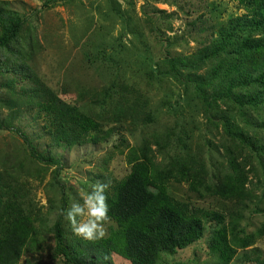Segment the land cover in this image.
I'll return each instance as SVG.
<instances>
[{
    "label": "rangeland",
    "instance_id": "1",
    "mask_svg": "<svg viewBox=\"0 0 264 264\" xmlns=\"http://www.w3.org/2000/svg\"><path fill=\"white\" fill-rule=\"evenodd\" d=\"M43 1L0 0L10 15L26 19L12 48L0 53V122L21 127L40 153L61 159L59 178L68 207L81 202L92 184L111 186L127 176L130 151L142 144L165 164L177 158L199 162L214 180L230 169L233 156L246 173L252 197L234 237L229 236L236 250L229 264H264V157L257 154V147L264 149V104L257 111L230 99L208 105L168 66L169 56L190 57L211 44L220 28L248 14L246 6L240 0H63L43 7ZM17 64L94 118L100 125L94 132L98 140L55 146L45 130L46 116L38 118L37 110L25 105L33 83L12 71ZM209 68L205 64L201 72ZM229 121L256 138L255 151L228 136ZM55 167L33 158L15 131L0 129V197L16 199L40 231L35 248L18 264H69L57 254L52 230L61 209ZM170 186L177 198L217 211L227 222L236 210L233 200L201 196L185 183ZM115 226L110 219L105 237ZM218 226L206 220L200 240L175 254H160L158 264H221L210 247ZM63 230L69 248L81 247L83 240L64 218ZM248 239L251 244L242 247ZM110 262L131 264L118 253Z\"/></svg>",
    "mask_w": 264,
    "mask_h": 264
},
{
    "label": "trees",
    "instance_id": "2",
    "mask_svg": "<svg viewBox=\"0 0 264 264\" xmlns=\"http://www.w3.org/2000/svg\"><path fill=\"white\" fill-rule=\"evenodd\" d=\"M63 0H44L43 7ZM248 14L234 18L228 28H220L217 38L190 57H168V66L176 79L193 84L198 96L208 105L218 99L236 101L242 109L253 111L264 104V0H240ZM26 19L10 12L0 3V53L11 49L24 27ZM260 30L263 32L259 33ZM210 64L202 73L201 68ZM1 66V65H0ZM12 67L14 73L29 76L33 86L27 90L25 105L38 115L46 116L45 130L55 146H72L97 141L94 135L100 125L78 107L68 104L57 94L40 84L38 76L24 64ZM223 119H227L226 115ZM227 134L255 151L256 138L236 123L227 122ZM0 129L15 131L25 142L30 155L38 161L54 165V180L61 191V209L69 202L66 186L59 178L61 159L40 153L30 137L18 126L0 122ZM100 138V137H99ZM257 154L264 157V149ZM232 151L229 150V154ZM131 170L121 180H115L107 190L109 216L116 226L102 240L83 241L81 247L69 248L63 230V217L58 215L53 230L57 254L69 264H112V253L128 259L131 264H158L160 254H175L200 240L206 230V220L216 222L210 240L211 249L221 264H229L236 250L230 243L234 237L242 209L252 197L246 173L234 157L230 169L215 180L201 163L189 158H177L165 164L153 148L142 144L130 151ZM185 183L189 190L201 196L216 195L233 200L236 205L230 222L217 211L197 209L188 201L177 198L171 182ZM40 231L16 199L0 197V264H18L40 240ZM251 242L244 240L242 247ZM248 258V255L246 254Z\"/></svg>",
    "mask_w": 264,
    "mask_h": 264
},
{
    "label": "clouds",
    "instance_id": "3",
    "mask_svg": "<svg viewBox=\"0 0 264 264\" xmlns=\"http://www.w3.org/2000/svg\"><path fill=\"white\" fill-rule=\"evenodd\" d=\"M110 182H96L90 190L82 194L81 202H73L67 209H60L62 216L77 238L94 242L106 236L105 225L110 222V205L106 195Z\"/></svg>",
    "mask_w": 264,
    "mask_h": 264
}]
</instances>
